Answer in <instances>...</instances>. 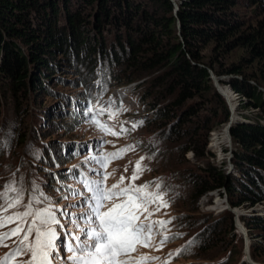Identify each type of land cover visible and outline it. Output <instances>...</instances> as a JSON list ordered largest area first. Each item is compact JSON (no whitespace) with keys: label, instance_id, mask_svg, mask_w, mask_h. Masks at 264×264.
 <instances>
[{"label":"trees","instance_id":"1","mask_svg":"<svg viewBox=\"0 0 264 264\" xmlns=\"http://www.w3.org/2000/svg\"><path fill=\"white\" fill-rule=\"evenodd\" d=\"M175 2L176 15L171 0H0V92L20 108L48 93L64 67L90 71L106 60L120 68L119 85L146 82L140 98L152 112L150 123L165 143L199 160L214 156L208 135L231 117L212 73L238 96L242 119L230 128L232 172L223 163L196 165L190 198L216 192L231 208H253L264 203V0ZM244 7L260 18L242 16ZM244 109L256 114L251 119ZM225 218L229 236L233 215ZM239 219L256 261L264 252L257 244L264 245V217Z\"/></svg>","mask_w":264,"mask_h":264},{"label":"rangeland","instance_id":"2","mask_svg":"<svg viewBox=\"0 0 264 264\" xmlns=\"http://www.w3.org/2000/svg\"><path fill=\"white\" fill-rule=\"evenodd\" d=\"M252 8L244 7L239 11L242 16L255 21L260 17L256 18ZM119 70L120 68L106 60L98 61L90 71L84 67L77 70L64 67L49 82L48 93L40 96L39 100L35 97L37 101L30 97L20 108L0 92V191L9 182L16 181L18 186L25 189L26 203L35 183L52 198L56 207L64 208L77 204L80 198L65 200L62 197L67 194L66 191L57 189L71 185L75 189L83 190V186L72 178V172L86 171L89 167L97 168L110 174L106 181L107 187L118 183L121 176L125 177L127 185L137 162L143 158L141 167L144 171L135 184H149V191H155L157 183L162 185L161 191L166 193L164 200L168 207L161 208L150 219L171 220L166 234L176 238L160 247L159 241L164 232H159L154 237L153 247L138 246L137 251L131 253L133 257L158 258L150 264H264V252H258L255 261L249 249V256L245 257V240L236 228L234 215L235 211L240 215L264 217V203L256 204L253 208H231L226 197H221L216 192L209 193L196 202L190 198L188 176L190 172H196V165L207 161L218 166L223 163L224 169L228 173L232 172L229 158L233 144L222 141L227 124L214 127L208 135L207 150L214 155L212 158L198 160L191 151L182 154L178 143H165L161 130L155 123H150L152 112L140 98L147 86L146 82L142 80L127 86L119 85L115 80ZM262 84L261 90L264 93V81ZM219 86L228 87L221 84ZM237 99L238 96L235 95L233 104L228 100L230 106L235 105L236 108ZM110 101L113 102V108H119L120 112L113 121H108L107 116L101 119L110 123L115 131H119L121 126L128 129L119 137L105 135L85 112L89 104L93 108H99L108 105ZM225 102L227 104L226 100ZM68 112L73 117L77 116L78 120L68 119ZM241 112L251 119L256 114V110L252 109ZM234 117L236 121L242 119L236 112ZM127 145H133L134 148L122 158L106 162L107 167L104 169H100L94 161H89L92 156L117 152ZM86 161L89 163L86 164ZM90 178L101 177L90 174ZM155 207L150 206L149 211H153ZM23 210V206H20L6 214ZM69 210L77 215L83 211L81 207ZM226 212L233 215V236L226 234ZM57 215L59 217V213ZM59 218L66 227L75 230V224H69L67 217ZM239 225L243 226L241 221ZM14 226L9 225L0 231H8ZM17 240V237H12L5 242L7 247L0 246V257L15 248L14 241ZM190 240H194V244L177 255V250ZM257 242L264 246L260 241ZM61 255L68 256L71 253L62 251ZM27 259V256L17 257L15 264H23ZM64 264L71 262L65 261Z\"/></svg>","mask_w":264,"mask_h":264},{"label":"snow or ice","instance_id":"3","mask_svg":"<svg viewBox=\"0 0 264 264\" xmlns=\"http://www.w3.org/2000/svg\"><path fill=\"white\" fill-rule=\"evenodd\" d=\"M85 112L105 135L119 137L128 131L123 126L115 131L110 123L101 119L107 116L108 121H113L119 114L120 109L113 108L111 101L99 108H93L89 104ZM133 148V145H127L117 152L92 156L89 161H94L100 169H104L107 167L106 162L122 158ZM142 160L143 158L137 162L127 185L125 177L121 176L118 183L107 187L106 181L110 174L97 168L89 167L84 172L74 174L72 178L83 186V190L75 189L71 185L57 189L66 191L67 194L62 197L65 200L80 198L77 204L64 208L56 207L52 198L35 183L26 203L23 187L18 186L16 181L6 184L4 190L0 191V229L8 228L9 225L15 226L8 231H0V246L7 247L5 242L12 237H17L18 240L14 241L15 248L0 257V264H15L16 258L22 256L28 257L23 264H64L65 261H70L71 264H150L158 259L149 256L136 258L131 255L137 251L138 246L153 247L154 237L159 232H164L159 241L160 247L176 238L166 234L171 220L150 219L155 212L168 207V204L164 200L166 193L161 191V184L155 185V191L148 190L149 184H135L144 171L141 167ZM90 174L101 178L92 179ZM153 205L156 207L149 211ZM20 206H23V211L6 214ZM76 207L83 209L79 215L69 210ZM58 213L59 217H67L69 224H75V230L66 227ZM194 242L188 241L176 254L179 255ZM62 251L71 255L63 256Z\"/></svg>","mask_w":264,"mask_h":264},{"label":"water","instance_id":"4","mask_svg":"<svg viewBox=\"0 0 264 264\" xmlns=\"http://www.w3.org/2000/svg\"><path fill=\"white\" fill-rule=\"evenodd\" d=\"M171 1L174 3V6H175L174 14L176 15L177 14V10H178V6H177L175 0H171ZM211 79L214 82V86L216 87L217 92L222 97L225 98V96L223 95V93L220 91V88H219V80L212 73H211ZM231 92H233V91L231 90ZM225 100L227 101V105H228L229 111L231 113V117L229 119V122L226 125V131H227V134H228V137H229V144H231L230 128L237 121H236V118L234 117V109L235 108L234 109L231 108V106L229 105V101L227 100V98H225ZM229 160H231V157L229 158ZM234 215H235V225H236V228H237V230L240 231V233L243 235L244 240H245L244 254H245V257L247 258V256H249V239H248V236H247V231L244 229V227L242 225H241V227H239V223H240V221H239V215H240V213H237V212L234 211ZM241 228H242V230H241Z\"/></svg>","mask_w":264,"mask_h":264},{"label":"bare ground","instance_id":"5","mask_svg":"<svg viewBox=\"0 0 264 264\" xmlns=\"http://www.w3.org/2000/svg\"><path fill=\"white\" fill-rule=\"evenodd\" d=\"M219 88H220V91L225 96V98H227V100L231 101L230 103L233 104V99L235 98V94L233 92H231V90L228 87H226V86H219ZM234 106L231 105V108L234 109L235 108ZM234 115H235V109H234ZM222 141L225 144L229 143V137H228V134H227L226 130L223 133ZM217 144H218V142H217ZM239 227H241V225H239ZM241 230H242V228H241Z\"/></svg>","mask_w":264,"mask_h":264}]
</instances>
